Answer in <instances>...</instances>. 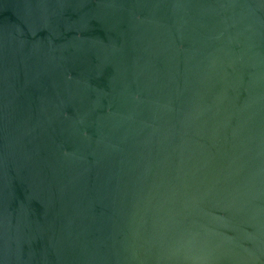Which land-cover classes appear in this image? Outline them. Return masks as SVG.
I'll return each mask as SVG.
<instances>
[{"label":"water","instance_id":"95a60500","mask_svg":"<svg viewBox=\"0 0 264 264\" xmlns=\"http://www.w3.org/2000/svg\"><path fill=\"white\" fill-rule=\"evenodd\" d=\"M0 264H264V0H0Z\"/></svg>","mask_w":264,"mask_h":264}]
</instances>
